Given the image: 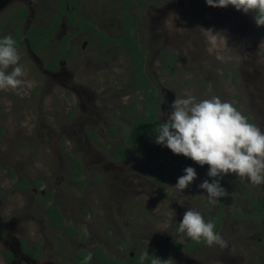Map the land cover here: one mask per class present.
<instances>
[{
  "label": "rangeland",
  "instance_id": "obj_1",
  "mask_svg": "<svg viewBox=\"0 0 264 264\" xmlns=\"http://www.w3.org/2000/svg\"><path fill=\"white\" fill-rule=\"evenodd\" d=\"M62 1L0 0V37L13 34L17 25L23 31L47 26ZM20 5L28 8L24 20L16 10ZM77 7L107 36L123 32L119 0H77ZM130 14L162 121L176 97L217 96L264 131V34L252 12L211 7L205 0H132ZM68 29L63 17L40 53L27 43L17 48L23 79L32 86L10 88L17 95L0 89V264H78V252L93 254L98 247L123 260L149 249L161 253L177 239H190L178 231L188 208L210 220L217 207L198 187L205 178L197 171L182 191L174 185L184 173L158 187L154 174L167 164L155 151L115 160L118 144L144 106L132 52L86 30L73 36L66 58L50 69ZM209 30L218 40L211 51ZM73 159L81 165L79 177ZM225 179L218 230L225 245L206 243L198 251L184 246L172 264H264V219L247 217L254 209L250 200H259L264 184L252 185L234 173ZM53 205L62 215L60 225L50 215ZM22 241L37 247L40 256L27 254ZM80 264L102 263L93 255Z\"/></svg>",
  "mask_w": 264,
  "mask_h": 264
},
{
  "label": "clouds",
  "instance_id": "obj_2",
  "mask_svg": "<svg viewBox=\"0 0 264 264\" xmlns=\"http://www.w3.org/2000/svg\"><path fill=\"white\" fill-rule=\"evenodd\" d=\"M211 7L233 6L244 13L252 12L257 26H264V0H205ZM211 51L217 46V35L209 30L207 36ZM226 42V41H225ZM16 41L10 35L0 37V89L26 85L25 69L19 63ZM11 66V70L8 71ZM155 143L169 148L174 154H183L199 165L207 164V175L214 179L202 181L198 187L205 190L209 202L227 195L220 178L228 173L247 178L252 185L264 184V131L248 119L229 101L217 96L197 100L192 95L176 97L167 114V122L155 130ZM197 173L188 166L174 185L184 190ZM178 231L192 240L203 239L208 245H225L215 231L213 221L206 220L199 211L188 208L179 221ZM140 260H144L142 254ZM150 264H162L153 257Z\"/></svg>",
  "mask_w": 264,
  "mask_h": 264
},
{
  "label": "trees",
  "instance_id": "obj_3",
  "mask_svg": "<svg viewBox=\"0 0 264 264\" xmlns=\"http://www.w3.org/2000/svg\"><path fill=\"white\" fill-rule=\"evenodd\" d=\"M72 1V2H71ZM124 3L123 7V20H124V25L126 27L123 35L118 38H108V37H103L110 43L117 44L120 43L121 45L127 46L131 48L136 56V79L139 80L141 85L143 86L147 99L144 103V109L141 112V114L135 119L133 122L131 128L128 130V132L125 133L124 135V140L123 142L119 143L117 148H116V159L120 160L123 157H126L128 155H132L136 153L138 150H152L155 151L158 156L164 160L167 163V167L164 171H159L157 174L154 176V179L157 181L158 185L161 186L166 180L172 179L176 177L179 174H182L184 172V169L188 166H191L195 168L200 174L209 180L211 182L212 177H209L207 175L208 171V165L205 164L203 166L199 165L197 162L193 161L189 157H185L183 154H174L169 148L161 146L160 144L155 143V130L158 127L159 123L164 122L162 121L155 110V105H156V90L152 86L150 80L146 76V74L143 71V63H144V51L140 50L138 47V43L136 41V37L132 36L131 34V20L128 15V8L130 5V0H122ZM70 2L73 5L76 4V0H63V3L61 4V9L59 10V14H65L67 15L71 21L76 22L77 21V16L79 17L80 21V27L76 29L73 32H78L84 29L85 26L87 25V22L83 20L82 16H79L75 14V11H72L70 13L66 9V4ZM59 17H57L56 21L58 20ZM89 27V26H88ZM54 29L51 27L48 28H42V29H31L28 31V39L30 40V43L32 47L35 50H39L41 46H45L48 43V37L49 35L53 32ZM260 34H264V26L259 30ZM70 34L65 36L64 42L62 45L66 43V38H68ZM13 39L16 41V47L22 46L24 44V41L22 39V36L20 33H17L15 36H13ZM38 40V41H37ZM63 49L60 50L58 54H63L64 52ZM56 57L53 62H56ZM55 66V63H51L49 68L53 69ZM110 130L112 131L113 134H117V131L114 127H110ZM145 141H149V144H147L145 147H140L141 144ZM76 166H77V172L75 173L76 177H79L80 172H81V165L78 163L76 160ZM222 178V177H221ZM220 178V179H221ZM50 215L55 218L56 223L61 224L62 223V215L58 211L56 206H52L50 210ZM24 244V250L27 254L32 255L34 257H39V249L36 247L35 249H32L29 245H27L24 241H22ZM96 254L99 257V260L102 261L103 263L106 264H112L113 260L105 256V254L102 252L101 248L96 249ZM150 253V252H149ZM8 254V260H11L13 257L12 252H7ZM156 255L154 254H148L144 256V259L150 263L151 259L155 257ZM91 255L87 251H80L77 254L76 257V262H85L90 259ZM157 257V256H156ZM134 261L139 260V258H132ZM170 255H165L162 257V261L164 263H169ZM132 261V260H131ZM132 261V262H134Z\"/></svg>",
  "mask_w": 264,
  "mask_h": 264
},
{
  "label": "flooded vegetation",
  "instance_id": "obj_4",
  "mask_svg": "<svg viewBox=\"0 0 264 264\" xmlns=\"http://www.w3.org/2000/svg\"><path fill=\"white\" fill-rule=\"evenodd\" d=\"M120 2H121V4H122V22H123V24H124V18H123V7H124V3H123V1L122 0H119ZM131 2H130V5H129V8H128V10H127V12H128V15H129V17H130V20H131V34H132V36H135L136 37V41H137V43H138V38H137V35L133 32V26H134V24L135 23H137V22H135V21H133V19H132V17H131V14H130V7H131V4H132V0H130ZM72 2V1H71ZM62 3H63V1H62ZM62 3H60V4H58V7H57V12L54 14V16L52 17V20H51V22L47 25V26H44V27H29V28H27L25 31H23L22 29H21V27L19 26V25H17L16 27H15V30H14V32H13V34H11L10 36L11 37H13V36H15L17 33H20L21 34V36H22V39H23V41H24V44L22 45V46H17V48H22L26 43L35 51V52H37V53H40L44 48H47L50 44H51V37L56 33V31H57V29H58V27L60 26V24L62 23V21H63V17H66L67 18V20L69 21V24H70V29H68V30H66L65 31V33L60 37V40H59V42L57 43V45H56V47H55V52H54V54H53V60H52V64L53 63H55V66L57 65V63L60 61V59H63V58H66V51H67V49H69L68 47H69V41L73 38V36L74 35H76V34H79V33H82V32H85L86 30H90V31H92V32H95V33H97L99 36H101L100 38H99V40L100 41H102V42H105V43H108V44H112V45H119V46H121V47H124V48H126V49H129L131 52H132V59H133V65H134V68H135V71H136V56H135V54H134V52H133V50L131 49V48H129V47H127V46H124V45H121L120 43H117V44H113V43H110V42H108L104 37H108V38H118V37H121L122 35H123V33H124V31H125V29H126V27H125V25H123V32L121 33V35H119V36H117V37H110V36H107L103 31H101L98 27H96L94 24H92V23H90L88 20H85L84 18H83V20L85 21V22H87V25L89 26H85L84 27V29L83 30H81V31H78V32H73V31H75L76 29H78L79 27H80V23L78 24V26L76 25V22H73V21H71L70 20V18L67 16V15H65V14H59V10L61 9V4ZM66 9L70 12V13H72V11H75V14H76V16L77 15H79V16H82V15H80L78 12H77V9H78V7H77V0H76V4L75 5H73L72 3H70V2H68L67 4H66ZM17 10V12L20 14V16H21V19L22 20H24L25 18H26V16L28 15V8L25 6V5H20L19 7H18V9H16ZM57 17H59L58 18V20H57V22H55L56 21V19H57ZM83 17V16H82ZM77 18V20H79V17L77 16L76 17ZM21 20V21H22ZM48 27H51L52 29H54L53 30V32L49 35V37H48V43L45 45V46H41V48L39 49V50H35L33 47H32V45H31V43H30V40L28 39V31H30L31 29H42V28H48ZM68 34H70V36H68V38H66L67 40H66V43L64 44V45H62V43L64 42V38H65V36H67ZM103 35H104V37H103ZM38 41V40H37ZM138 48L140 49V50H142V51H144V63H143V66H142V68H143V71H144V73L146 74V76L148 77V79L150 80V82H151V84H152V86L155 88V90H156V93H157V89H156V86L153 84V82L151 81V79H150V77L147 75V73H146V71H145V69H144V64H145V50L144 49H142L141 47H140V45H139V43H138ZM65 47V49L63 50V52H64V55L65 56H63V54H58L59 52H60V50L61 49H63ZM55 57H56V62H53L54 60H55ZM171 65V63H169V64H167V66H170ZM54 66V67H55ZM51 69V68H50ZM54 69V68H53ZM136 75H137V71H136V74H135V79H136ZM137 80V79H136ZM137 82L140 84V86H141V88H142V91H143V98H144V103H145V101H146V99H147V96H146V93H145V90H144V88H143V86L141 85V83L139 82V80H137ZM7 89H9V91H12L13 93H14V95H17L12 89H10V88H7ZM22 92V91H21ZM157 95V94H156ZM157 103H158V97L156 96V105H155V110H156V106H157ZM143 109H144V106H143ZM156 112H157V110H156ZM158 115V114H157ZM165 122V121H164ZM0 132H1V130H0ZM123 140H124V137H123ZM121 143V142H120ZM116 151V150H115ZM116 155H117V152H116ZM116 155H115V160H117L116 159ZM129 156H131V155H128V156H126V157H123V158H121L120 160H117V161H121V160H123L124 158H127V157H129ZM160 158V157H159ZM161 159V158H160ZM162 160V159H161ZM73 161L76 163V159H73ZM162 161H164V160H162ZM165 162V161H164ZM166 163V162H165ZM167 164V163H166ZM166 167H167V165L165 166V168L163 169V170H158V171H156L155 172V174H154V176L157 174V172H159V171H164L165 169H166ZM196 170V169H195ZM197 171V170H196ZM198 172V171H197ZM184 173V172H183ZM199 174H200V172H198ZM200 176H202L201 174H200ZM203 177V176H202ZM153 179H154V177H153ZM173 179V178H172ZM169 180H171V179H169ZM169 180H166L161 186H159L158 185V183H157V181L155 180V182H156V184H157V186L158 187H160V188H162L163 187V185L166 183V182H168ZM205 180H206V178H205ZM220 183L222 184V186L225 188V190H226V192H227V183H226V179H225V175H223L222 176V178L220 179ZM217 207H216V209H215V212H214V214H213V216H212V218L210 219L211 221H213V223H214V225H215V231L216 232H218V230L220 229V227H221V222H222V218H223V216H224V213H225V209H224V206H225V204H226V195L224 196V197H220V198H218L217 200ZM251 202H252V204H253V206H254V209H253V211L251 212V213H249L248 215H247V217L248 218H252L254 221H256V222H258V221H260V220H262V219H264V192H263V194L261 195V197L259 198V200L258 201H255V200H250ZM54 206H56V205H54ZM50 210H51V207H50ZM55 219V218H54ZM56 222V221H55ZM58 224V223H57ZM60 225V224H59ZM204 244H206V242L203 240V239H201V240H199V241H196V240H192L191 238L188 240V241H186V242H183V241H180L179 239H177V240H175L174 242H172V243H170V244H168L165 248H164V250H162V252L161 253H158L157 251H155L154 249H149V250H147V252H145L143 255L144 256H146V255H148V254H154V255H156L157 257H160V259L162 260V257L163 256H165V255H170V259H169V263H164L163 261H162V264H172V257H174V255L178 252V251H180V250H182L183 248H184V246L187 248V250H200V248L204 245ZM98 248H101V247H98ZM97 248V249H98ZM102 249V248H101ZM95 251H96V249H95ZM94 251V253L93 254H91V253H89L88 251V253L91 255V257H90V259L88 260V261H85V262H80V263H86V262H89L91 259H92V257H93V255L94 256H96L97 257V259L99 260V257L97 256V254H96V252ZM102 252L105 254V256H107L108 258H110V259H112L113 260V263L112 264H137V263H140V262H146L147 264H150L149 262H147L145 259L143 260V261H141L140 259L139 260H133L132 258H139V257H141V255H137V256H132V257H129V258H127V259H114L113 257H111V256H109V255H107L106 253H105V251L102 249ZM150 252V253H149ZM78 254V253H77ZM76 257H77V255L75 256V261H76ZM134 261V262H132V261ZM100 261V260H99ZM102 264H106V263H103L102 261H100ZM80 263H78V264H80Z\"/></svg>",
  "mask_w": 264,
  "mask_h": 264
}]
</instances>
